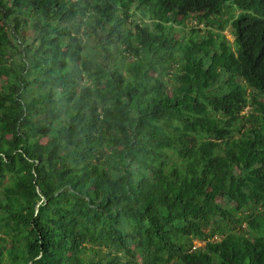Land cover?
<instances>
[{"label":"trees","instance_id":"16d2710c","mask_svg":"<svg viewBox=\"0 0 264 264\" xmlns=\"http://www.w3.org/2000/svg\"><path fill=\"white\" fill-rule=\"evenodd\" d=\"M0 231V264H264V0H0Z\"/></svg>","mask_w":264,"mask_h":264},{"label":"rangeland","instance_id":"374dc122","mask_svg":"<svg viewBox=\"0 0 264 264\" xmlns=\"http://www.w3.org/2000/svg\"><path fill=\"white\" fill-rule=\"evenodd\" d=\"M127 11L129 13H132L134 11V9L131 7H127L126 8ZM232 12L234 13H238L239 11L238 10H232ZM222 18L226 17L227 14L224 13V10L223 12L220 14ZM131 21H133V18H130ZM137 23L140 22V20L137 19ZM146 22V21H145ZM174 28H176L175 30V33L173 35L174 38L176 39H179L180 35H181V32L183 31V33L185 35H189V33L192 31V30H195L197 31V33L199 34V36H202V35H205L206 32L208 30H210V27L213 29V31L217 32L218 28L217 26L215 25H210L208 23H206L205 20H199V19H189V17L187 18H179L178 21L176 23H174L173 25ZM181 30V31H179ZM222 34L226 37V39L232 43L233 42V36L229 33L228 29H225L224 31H222ZM118 55L116 54H111L109 56H107V59L109 60V63L110 64H113L114 62H117L118 61ZM251 107H246L243 111V113H247L249 110H250ZM190 147L192 149L196 148L198 146V141H195L193 143H190ZM260 210H262L261 208H259ZM235 228H233L232 230H238V227L237 226H234ZM244 227V225L242 226ZM229 230H231L230 227H228ZM3 236V233L0 231V237ZM216 238V237H214ZM194 246L195 247H200V246H203V242L201 241H194Z\"/></svg>","mask_w":264,"mask_h":264},{"label":"clouds","instance_id":"9594fccd","mask_svg":"<svg viewBox=\"0 0 264 264\" xmlns=\"http://www.w3.org/2000/svg\"><path fill=\"white\" fill-rule=\"evenodd\" d=\"M213 239H217V238H213Z\"/></svg>","mask_w":264,"mask_h":264}]
</instances>
